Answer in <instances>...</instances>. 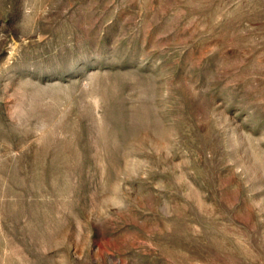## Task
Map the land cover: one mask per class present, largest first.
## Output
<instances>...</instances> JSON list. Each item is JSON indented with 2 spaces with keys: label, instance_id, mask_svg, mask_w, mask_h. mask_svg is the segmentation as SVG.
<instances>
[{
  "label": "rangeland",
  "instance_id": "1",
  "mask_svg": "<svg viewBox=\"0 0 264 264\" xmlns=\"http://www.w3.org/2000/svg\"><path fill=\"white\" fill-rule=\"evenodd\" d=\"M0 264H264V0H0Z\"/></svg>",
  "mask_w": 264,
  "mask_h": 264
}]
</instances>
